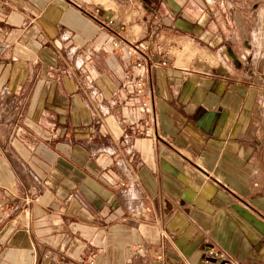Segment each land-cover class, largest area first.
Here are the masks:
<instances>
[{"label": "crops", "instance_id": "0c3cea01", "mask_svg": "<svg viewBox=\"0 0 264 264\" xmlns=\"http://www.w3.org/2000/svg\"><path fill=\"white\" fill-rule=\"evenodd\" d=\"M239 9L0 0V264H264V30Z\"/></svg>", "mask_w": 264, "mask_h": 264}, {"label": "rangeland", "instance_id": "374dc122", "mask_svg": "<svg viewBox=\"0 0 264 264\" xmlns=\"http://www.w3.org/2000/svg\"><path fill=\"white\" fill-rule=\"evenodd\" d=\"M232 6L234 9L245 7L249 11L255 10L250 15L245 12L242 14L254 18L258 28H262L260 31L262 32L264 30V0H232Z\"/></svg>", "mask_w": 264, "mask_h": 264}, {"label": "built area", "instance_id": "2783aa9c", "mask_svg": "<svg viewBox=\"0 0 264 264\" xmlns=\"http://www.w3.org/2000/svg\"><path fill=\"white\" fill-rule=\"evenodd\" d=\"M113 46L117 47V44L113 43ZM127 55H131V53L127 52ZM134 67L136 68V71H139V70L143 69V64L140 61H137L134 65ZM135 88H136V95H142L143 94L144 80L141 76H138V78L135 82ZM142 106L145 107L146 103H143ZM145 134H149V133L146 131ZM2 207H3V204H2V202H0V209ZM206 254H207V258L210 259L211 262H212V260L213 261H219L222 259V255L219 252L215 251L214 249H207ZM204 262L207 263L208 260H205Z\"/></svg>", "mask_w": 264, "mask_h": 264}]
</instances>
